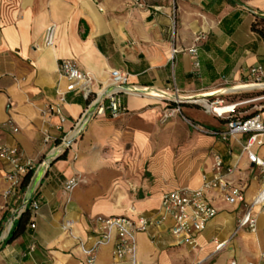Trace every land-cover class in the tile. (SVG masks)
Returning <instances> with one entry per match:
<instances>
[{"label":"crops","instance_id":"0c3cea01","mask_svg":"<svg viewBox=\"0 0 264 264\" xmlns=\"http://www.w3.org/2000/svg\"><path fill=\"white\" fill-rule=\"evenodd\" d=\"M255 15H264V0H0V140L16 145L33 168L73 135L90 105L77 84L59 74L60 59L89 72L95 92L109 87L111 69L129 73L127 91L119 93L127 112L91 117L43 175L33 172L38 208L8 241L25 192L2 198L8 183L0 158V264H84L82 247L99 236L97 216L157 217L162 194L200 187L215 156L232 169L230 179L246 183L245 198L252 199L261 179L243 151L247 136L225 141L214 132L227 128L224 118L189 101L171 107L169 97L210 98L246 84L241 82L250 79L251 67L264 73V42L251 29ZM50 24L56 36L45 47L42 34ZM198 33L202 38L195 43ZM223 83L233 85L215 88ZM57 91L65 95L60 115L48 109ZM167 107H177L196 130L178 115L160 123ZM260 115L264 123V108ZM176 125L184 128L183 136ZM262 139L252 151L264 160ZM74 174L83 182L67 193L63 183ZM216 205L195 246L176 241L170 221L138 232L139 263L264 264V211L254 207V231L233 234L242 205ZM224 239L228 243L215 251ZM113 245L114 239L100 245L94 264H131L113 255Z\"/></svg>","mask_w":264,"mask_h":264},{"label":"built area","instance_id":"2783aa9c","mask_svg":"<svg viewBox=\"0 0 264 264\" xmlns=\"http://www.w3.org/2000/svg\"><path fill=\"white\" fill-rule=\"evenodd\" d=\"M56 29L55 24H50L44 29L42 43L45 47L53 46ZM201 38L200 33L196 34L194 38L195 43L200 41ZM190 51L194 55L196 54V44L190 48ZM58 72L68 81L76 83L77 89L83 94L85 99H90V105L76 123L73 135L68 138L64 137L59 147L65 145L68 139L77 137L91 117L105 114L110 117H116L127 112V108L121 102L119 93L127 91L124 88L129 84V73L119 69H111L109 72V87L95 92L93 90L94 77L89 72L80 70L72 59H60L58 61ZM263 76L264 73L260 66L249 69V77L254 82L259 83ZM175 92L177 93L176 89ZM174 98V103L179 104L180 98ZM192 101L194 102L196 100ZM64 102V92L57 91L54 103L48 107L49 111L60 115V105ZM215 103L219 105L222 104V101H216ZM209 104L214 105L213 102ZM261 108L258 107L255 113L248 118L242 119L236 117L229 119L227 121V128L224 131V135L227 137L240 134L247 136L243 144V151L261 179V184L252 199L247 201L245 198L246 183L241 180L235 181L230 179L227 175L232 169L229 167L225 168L221 158L215 156L212 172L209 176L203 175V181L200 187H182L162 194L157 217H144L139 215L136 219H132L128 216H97L95 221L98 223L99 236L92 246L82 247L85 256L84 264H94L97 248L111 239H114L112 253L115 257H128L131 264H140L136 256L137 247L135 235L138 232L147 231L151 225H160L167 221L171 222L170 232L176 241L180 243L187 242L195 246L196 234L204 231L209 222L217 214V201L224 202L228 205H242L243 212L237 219L236 229L233 234L239 229L254 231L256 226L254 207L259 206L264 211V160L252 151L253 145L260 146L263 144L264 123L261 120ZM233 110L225 114L229 115ZM166 111L163 114L164 118L170 116L175 111H179V109L176 107L167 109ZM216 115L219 117L223 116ZM60 117L63 119L62 116ZM5 125H8L13 132H16L18 129L12 124V121H7ZM191 126L195 125L191 124ZM45 138L47 139L48 137ZM0 158L7 164L5 178L8 185L2 193V198L7 199L17 194L23 175L29 168H33V163L23 157L21 150L16 145H11L1 140ZM46 158L40 160L37 168H33V172L43 165L46 167L49 166ZM82 181L83 179L80 175L74 174L64 181L63 189L68 193ZM29 187L30 183L27 186L25 197L22 200V203L25 199H27V202L21 206V210L24 211L26 208H29L32 212L38 208L39 203L34 198L36 188L29 193ZM19 215L20 209L11 217V220L17 218ZM30 226L33 228L34 224L31 223ZM228 241L229 239H224L216 242L214 250H220ZM228 264H237V262L235 259H231Z\"/></svg>","mask_w":264,"mask_h":264},{"label":"rangeland","instance_id":"374dc122","mask_svg":"<svg viewBox=\"0 0 264 264\" xmlns=\"http://www.w3.org/2000/svg\"><path fill=\"white\" fill-rule=\"evenodd\" d=\"M251 82H254L252 79H249L247 81H243L241 83H246V84H251ZM259 84L261 85L260 88H253V89H247V90H241V91H236V92H231V93H225V94H219L217 96H211L210 98L207 97H193V98H186L185 100H189L190 104H197L200 107H203L202 103L199 102L200 99H205L208 101V103L213 102L214 105H218L217 103H215L216 101H222L223 105H227V104H237V106L234 108V113L238 118H241L245 115H248L249 113H252L255 109H257L258 107H264V76L261 79V81H259ZM233 85L231 83H223L220 85H216L215 88L217 87H226V86H230ZM203 91V90H201ZM196 100L197 102H193L192 100ZM199 99V100H198ZM176 105H178L177 103H175ZM180 104V103H179ZM168 109H172L170 107H167ZM213 113V112H212ZM215 114V113H214ZM178 115L181 116L179 112L175 111L173 112V114H171L170 116L164 118V115H160L159 114V122L160 123H165L167 122V120H169L171 117ZM216 115V114H215ZM228 114H225L220 117H218L216 115V118L219 121H223L220 118H226ZM181 119L182 116H181ZM186 119V118H185ZM189 119H186L183 121L185 122L187 128H190L191 130H196V124L192 123V121H187ZM191 124L195 125V126H191ZM186 128V129H187ZM226 128H222L219 130H215L214 132L223 140L227 141V136L224 135V130ZM175 130L176 133H178L179 135H184V128L182 129L179 125L175 126ZM194 130V131H195ZM220 133V134H219ZM62 141V140H61ZM216 155H218L216 153ZM83 182V181H82ZM30 185L32 183V176L31 179L29 181ZM29 185V184H28Z\"/></svg>","mask_w":264,"mask_h":264},{"label":"trees","instance_id":"16d2710c","mask_svg":"<svg viewBox=\"0 0 264 264\" xmlns=\"http://www.w3.org/2000/svg\"><path fill=\"white\" fill-rule=\"evenodd\" d=\"M251 29L263 40L264 42V15H255L253 22L251 23ZM175 103H171V107H174ZM264 108V107H263ZM256 110H254L252 113H249L248 115H245L241 117L242 119L250 117L253 113H255ZM234 113V110L226 117L224 120L227 122L231 118H236L237 116ZM33 168H29L27 172L23 175L22 180L19 185L18 191L20 193H24L27 189V186L29 184V181L31 179V176L33 175ZM30 210L29 208H26L19 216L17 221L13 224L11 227L8 236L6 237V240L12 239L14 236L22 232L25 228V225L30 221ZM1 231V226H0Z\"/></svg>","mask_w":264,"mask_h":264},{"label":"bare ground","instance_id":"6f19581e","mask_svg":"<svg viewBox=\"0 0 264 264\" xmlns=\"http://www.w3.org/2000/svg\"><path fill=\"white\" fill-rule=\"evenodd\" d=\"M260 87H261V85L259 83L251 82V84H244V85H240L237 87L226 88V89L222 90L221 93L225 94V93H231V92L253 89V88H260ZM199 102L202 103V105H204L208 110L212 111L215 114H219V115H223L226 112L231 111L232 109H234L237 106V104H234V103L227 104V105H223V104L210 105L208 103V101L205 99H200Z\"/></svg>","mask_w":264,"mask_h":264},{"label":"water","instance_id":"95a60500","mask_svg":"<svg viewBox=\"0 0 264 264\" xmlns=\"http://www.w3.org/2000/svg\"><path fill=\"white\" fill-rule=\"evenodd\" d=\"M169 99H170V101H175V98L174 97H169ZM186 98H180L179 99V102L180 103H182V102H184V101H189V100H185ZM194 100V99H193ZM194 102H197V101H194ZM74 140V138H70V139H68L67 141H66V143H65V145H63L62 147H59L58 149H56L55 151H53L52 153H51V155H49L47 158H46V162L48 163V165L52 162V160L54 159V158H56L58 155H59V153H60V151L61 150H64L67 146H69L70 144H71V142ZM46 169H47V167L45 166V165H43L42 167H40L39 169H38V173H40V174H44L45 173V171H46ZM35 182L36 181H33L32 183H31V185H30V187H29V193H31L36 187L34 186L35 185ZM26 202H27V199H25L24 201H23V203H22V206L23 205H25L26 204ZM22 208V207H21ZM23 211L20 209V214L22 213ZM14 220V219H13ZM13 220L11 221V224H10V226H9V230H10V228H11V226H12V222H13Z\"/></svg>","mask_w":264,"mask_h":264}]
</instances>
